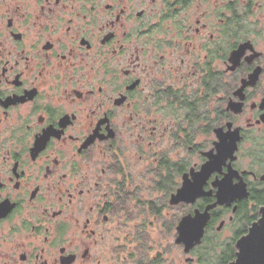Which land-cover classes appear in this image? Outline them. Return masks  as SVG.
I'll use <instances>...</instances> for the list:
<instances>
[{"label": "flooded vegetation", "instance_id": "flooded-vegetation-1", "mask_svg": "<svg viewBox=\"0 0 264 264\" xmlns=\"http://www.w3.org/2000/svg\"><path fill=\"white\" fill-rule=\"evenodd\" d=\"M263 214L264 0H0V264H231Z\"/></svg>", "mask_w": 264, "mask_h": 264}, {"label": "water", "instance_id": "water-1", "mask_svg": "<svg viewBox=\"0 0 264 264\" xmlns=\"http://www.w3.org/2000/svg\"><path fill=\"white\" fill-rule=\"evenodd\" d=\"M204 173L205 170L202 168V171L198 174L196 179L195 190L191 191L185 188L179 191L174 197L173 202H194L199 196L203 195L202 185L204 182ZM228 193V190H224L222 195H228ZM218 203H222L221 199ZM210 208L211 207L206 208L203 213L197 212L194 217L183 218L180 222V237L178 242L185 244L186 250L201 242L204 226L209 218L208 210ZM262 223H264V214L259 222L253 224V226L249 229V234L243 238L247 239L249 236L254 235V239L248 247L246 253L243 255L241 254L240 240L237 244V249L239 250L237 253V260L231 264H264V232L261 231Z\"/></svg>", "mask_w": 264, "mask_h": 264}, {"label": "snow or ice", "instance_id": "snow-or-ice-1", "mask_svg": "<svg viewBox=\"0 0 264 264\" xmlns=\"http://www.w3.org/2000/svg\"><path fill=\"white\" fill-rule=\"evenodd\" d=\"M225 148H227V145H225ZM261 231L264 232V223H262V225H261ZM253 239H254V235L249 236L247 239H241L240 251H241L242 255L244 253H246V251H247L248 247L250 246V244L252 243Z\"/></svg>", "mask_w": 264, "mask_h": 264}, {"label": "rangeland", "instance_id": "rangeland-1", "mask_svg": "<svg viewBox=\"0 0 264 264\" xmlns=\"http://www.w3.org/2000/svg\"><path fill=\"white\" fill-rule=\"evenodd\" d=\"M150 231L151 230H153V231H157L158 229L156 228V227H153V229H149ZM179 257H180V260H181V258H182V255L181 254H179Z\"/></svg>", "mask_w": 264, "mask_h": 264}]
</instances>
